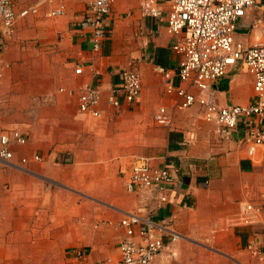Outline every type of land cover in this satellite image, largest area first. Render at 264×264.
I'll return each mask as SVG.
<instances>
[{
	"label": "crops",
	"instance_id": "crops-1",
	"mask_svg": "<svg viewBox=\"0 0 264 264\" xmlns=\"http://www.w3.org/2000/svg\"><path fill=\"white\" fill-rule=\"evenodd\" d=\"M92 1L15 0L18 12L37 5L39 13L20 19L11 37L0 35V131L28 139L12 147L10 163L0 161V264H117L120 220L149 203L124 188L121 171L138 154L176 179L171 202L153 219L170 218L181 239L165 238L154 264H264V215L240 221L244 205L264 193V149L250 158L235 133L205 120L199 106L181 109L167 91L185 84L173 50L184 33H168L166 5L154 19L141 14V0H115L109 38L95 51L91 30L81 27ZM61 4L63 15L47 16ZM237 35L250 43L251 28ZM79 65L84 73L76 76ZM132 67L141 94L130 106L120 96L114 108L108 99ZM251 77L232 67L214 85L219 105L254 102ZM85 84L100 87V116L81 113L78 93H68ZM159 107L168 109L171 128L155 123Z\"/></svg>",
	"mask_w": 264,
	"mask_h": 264
},
{
	"label": "built area",
	"instance_id": "built-area-1",
	"mask_svg": "<svg viewBox=\"0 0 264 264\" xmlns=\"http://www.w3.org/2000/svg\"><path fill=\"white\" fill-rule=\"evenodd\" d=\"M114 1L93 0L87 5L81 27L91 30L95 51H101L109 38L106 19L111 14ZM164 5L168 8V33H184L173 45V50L182 57L176 72L185 86L175 88L169 85L167 91L177 94L181 109L199 106L205 120L230 129L235 133L238 144L246 148L250 158L255 159L264 149V0H141V14L159 19L165 12ZM38 13L37 5L18 12L15 0H0V35L11 37L20 19ZM64 13L65 5L61 4L47 16L58 17ZM247 15L254 16L251 32L259 28L261 35L257 42L251 44L237 35V27ZM238 65L253 78L255 100L244 106L219 105L214 85ZM158 69L166 80L170 79L171 71ZM93 72L95 76L99 74L97 70ZM83 73V65L74 70L76 76ZM141 91V75L132 67L123 72L121 87L113 91L108 103L119 108V98L123 96L130 106L139 98ZM76 92L80 112L100 116V87L85 84L77 91H68L71 95ZM154 121L164 128H171L173 122L166 107L157 109ZM27 140L20 130L0 131V161L10 163L14 156L12 147L25 146ZM34 159L42 160L39 155ZM154 160L147 155H133L121 171L126 192L144 193L149 203L137 212L126 213L120 220L119 227L124 230L125 237L120 243L117 264H154L167 248L165 238L172 243L181 239V235L172 229L170 218L163 222L153 219L158 210L171 202L176 185L172 171L168 167L153 165ZM240 214V221L245 224L264 215V193L259 201L245 204ZM249 249L255 255L258 253L254 243L249 245Z\"/></svg>",
	"mask_w": 264,
	"mask_h": 264
},
{
	"label": "rangeland",
	"instance_id": "rangeland-1",
	"mask_svg": "<svg viewBox=\"0 0 264 264\" xmlns=\"http://www.w3.org/2000/svg\"><path fill=\"white\" fill-rule=\"evenodd\" d=\"M254 21V16L253 15H247L245 16L241 23L238 25L237 27V32L240 33V32H243L245 30L249 31V29L251 28L252 26V23ZM260 29L259 28H255L254 31L251 32V35L249 37V41H250V44L251 43H255L259 40L260 38ZM240 66V65H238ZM252 78V77H251ZM253 79V78H252ZM155 127H158L156 124H155ZM160 128V127H159ZM131 158V157H130ZM130 160V159H129ZM72 164V163H71ZM75 164V163H74ZM79 165V164H78Z\"/></svg>",
	"mask_w": 264,
	"mask_h": 264
}]
</instances>
